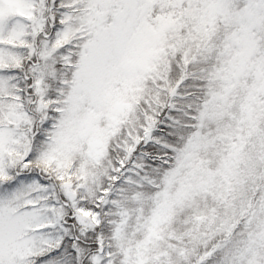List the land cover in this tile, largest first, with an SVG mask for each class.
<instances>
[{"label":"snow or ice","instance_id":"6c2138e0","mask_svg":"<svg viewBox=\"0 0 264 264\" xmlns=\"http://www.w3.org/2000/svg\"><path fill=\"white\" fill-rule=\"evenodd\" d=\"M0 264H264V0H0Z\"/></svg>","mask_w":264,"mask_h":264}]
</instances>
